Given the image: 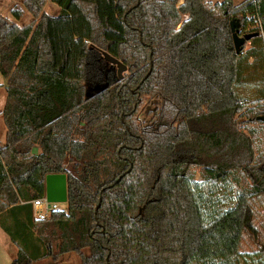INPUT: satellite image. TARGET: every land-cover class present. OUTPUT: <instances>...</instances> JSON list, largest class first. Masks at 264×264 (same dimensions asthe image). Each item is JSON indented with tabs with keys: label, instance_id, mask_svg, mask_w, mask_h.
I'll list each match as a JSON object with an SVG mask.
<instances>
[{
	"label": "trees",
	"instance_id": "obj_1",
	"mask_svg": "<svg viewBox=\"0 0 264 264\" xmlns=\"http://www.w3.org/2000/svg\"><path fill=\"white\" fill-rule=\"evenodd\" d=\"M47 2L0 14L11 264H239L264 195V91L239 93L264 80V0H52L57 14ZM234 32L250 35L239 52ZM51 173L66 174L68 213L37 220Z\"/></svg>",
	"mask_w": 264,
	"mask_h": 264
},
{
	"label": "rangeland",
	"instance_id": "obj_2",
	"mask_svg": "<svg viewBox=\"0 0 264 264\" xmlns=\"http://www.w3.org/2000/svg\"><path fill=\"white\" fill-rule=\"evenodd\" d=\"M22 1L23 0H0V14L9 15L10 9L14 5H21ZM51 2L52 0H50L46 5L45 11L49 14H55L59 11V8L54 2H52L55 8L54 9ZM31 19V15L28 14L20 21V24L28 23ZM250 46L251 44L249 42L246 43V49ZM113 69L114 72L117 73V67L115 66ZM257 91H264L262 71H258L252 75L250 85L239 86V93L245 101H251L255 97L257 98ZM140 118L142 120L148 119L146 108L142 111ZM38 149H40L39 146ZM197 177L199 178L200 175L198 174ZM250 204L253 210V225L256 228V232H253L250 229H245L239 248L241 253L239 264H256L264 260V195L251 198ZM60 205L64 208L68 207L66 202H60ZM66 259L67 264H79L77 256L74 254L69 255ZM35 264H47V261H35Z\"/></svg>",
	"mask_w": 264,
	"mask_h": 264
},
{
	"label": "water",
	"instance_id": "obj_3",
	"mask_svg": "<svg viewBox=\"0 0 264 264\" xmlns=\"http://www.w3.org/2000/svg\"><path fill=\"white\" fill-rule=\"evenodd\" d=\"M234 30V28H232ZM235 47L237 52L240 51L241 46L244 44L246 40L250 38V35H245L244 37H240L237 33L234 32L233 34ZM105 59L112 64L113 67H117V74L120 79L124 78V72L127 71V65L122 63L119 59L116 57L110 55L108 52L103 51L102 52ZM110 86V82H107L104 85H95V86H88L86 91V96L91 97L94 95V93L104 90ZM46 179L48 181V189H47V195L50 201H57V202H66L67 201V177L64 173H58V174H48L46 176ZM60 182V186H55L56 183L59 185L58 182ZM52 182H55V185L52 186ZM48 199V200H49Z\"/></svg>",
	"mask_w": 264,
	"mask_h": 264
},
{
	"label": "crops",
	"instance_id": "obj_4",
	"mask_svg": "<svg viewBox=\"0 0 264 264\" xmlns=\"http://www.w3.org/2000/svg\"><path fill=\"white\" fill-rule=\"evenodd\" d=\"M49 1L50 0H48L47 4L49 3ZM211 1L212 2H222L223 0H211ZM234 1L236 4H239V3L243 2L244 0H234ZM52 5H53V3H52ZM57 7H58V5H57ZM53 8H54V5H53ZM58 12L59 11H57L55 14H57ZM7 16H10V14ZM19 23H20V21H19ZM25 24H27V23H25ZM22 25H24V24H22ZM6 99H7L6 79L0 73V142H2V143H5L6 133H7V128H6V125L4 122V118H3V115L1 114L4 107H5ZM40 151H41V148L38 149V146H35L33 152L39 153ZM52 174H58V173H52ZM56 182H58V180ZM58 183H59V185L57 183L55 185V182H52V186L55 185V186L59 187L60 182H58ZM47 189H48V181L46 179L45 180V195H44V197L49 199L48 195H47ZM66 203H67V201H66ZM18 250H19L18 246L12 241V239L10 238L8 233L0 225V264H11L12 261L17 257Z\"/></svg>",
	"mask_w": 264,
	"mask_h": 264
},
{
	"label": "built area",
	"instance_id": "obj_5",
	"mask_svg": "<svg viewBox=\"0 0 264 264\" xmlns=\"http://www.w3.org/2000/svg\"><path fill=\"white\" fill-rule=\"evenodd\" d=\"M253 18L264 42V21L257 13L254 14ZM32 204L33 215L37 220H47L52 217L54 212L68 213V207L64 208L60 202L50 201L46 197L34 199Z\"/></svg>",
	"mask_w": 264,
	"mask_h": 264
},
{
	"label": "bare ground",
	"instance_id": "obj_6",
	"mask_svg": "<svg viewBox=\"0 0 264 264\" xmlns=\"http://www.w3.org/2000/svg\"><path fill=\"white\" fill-rule=\"evenodd\" d=\"M56 202V201H55Z\"/></svg>",
	"mask_w": 264,
	"mask_h": 264
}]
</instances>
